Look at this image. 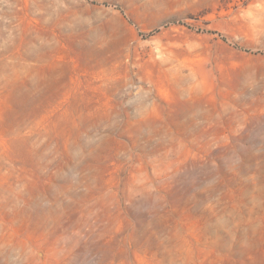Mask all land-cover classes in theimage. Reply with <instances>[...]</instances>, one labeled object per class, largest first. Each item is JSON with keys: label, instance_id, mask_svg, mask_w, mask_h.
Returning <instances> with one entry per match:
<instances>
[{"label": "rangeland", "instance_id": "1", "mask_svg": "<svg viewBox=\"0 0 264 264\" xmlns=\"http://www.w3.org/2000/svg\"><path fill=\"white\" fill-rule=\"evenodd\" d=\"M0 264H264V0H0Z\"/></svg>", "mask_w": 264, "mask_h": 264}]
</instances>
